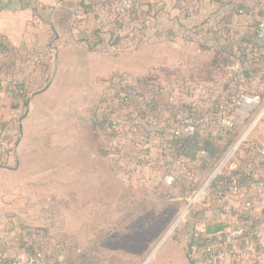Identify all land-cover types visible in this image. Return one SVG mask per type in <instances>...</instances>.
<instances>
[{
  "label": "crops",
  "instance_id": "crops-1",
  "mask_svg": "<svg viewBox=\"0 0 264 264\" xmlns=\"http://www.w3.org/2000/svg\"><path fill=\"white\" fill-rule=\"evenodd\" d=\"M79 1L81 0H2L0 35L6 37L9 43L18 49L30 51L50 49L48 61L50 64H54L53 69H50L53 76L50 86L46 90H41L42 92L39 91L36 95L31 96L25 108L20 107L14 110L10 98L0 96V121L19 125L17 129L20 138L17 143L16 167H0V170L7 175L6 184L4 185V221L6 225L11 226L9 232L7 231L8 237H5L2 242L0 241V249L5 251L8 256H17L23 253L20 246L18 247L13 241V237L16 235V227L14 226L19 225L22 229L38 230L36 228L43 225L46 220L53 223L54 217H45L44 215L46 208L53 213L54 209L60 207V203L64 207L70 208L69 204L74 201V197L69 195L68 189L64 188L61 192L56 193L48 188H41L39 179L46 177V175L50 176L48 174L52 173L56 175L53 162L60 155L65 156L72 153L76 155L77 151H82L77 145L89 144L93 146L96 143L93 135L92 109H87L83 116V112H80L77 107L72 106L69 108L67 106V110L63 111L62 109L61 114H59L57 112L58 106H56L57 98L56 100L52 99V105L48 109L44 108L42 102L38 99L47 98L49 94L56 95L58 92L67 90L68 83H65V80L67 81V76H70L67 72L68 65L73 64L70 72H73V76L78 77L80 70L87 64L89 59L114 58L117 60L121 58L118 56L121 53H114L108 49L92 51L85 41L78 38L76 29L71 27V17H74L73 13L76 12L74 9H77ZM84 1L92 6V9L86 13V27L93 34L98 27V11L102 9L100 5H103L106 0ZM182 1L155 0V4H150L148 0H133L135 4L141 7L139 10L140 15L149 20L146 22V34L150 47V58L154 59V66L157 65V56L160 54L156 49L161 46L163 41L159 37L162 33L181 34L191 28H198L206 20L212 19L216 31L206 36L200 35L196 38L198 42L194 44L186 42L189 54L193 58L198 57V63H205L211 60L215 53V45L211 42L206 43V40L221 36L218 33H223L231 39L238 38V36L242 37L251 34L250 30L252 29L250 26L254 18H257L259 24V16L255 13L246 14L245 10L240 13L242 11L240 7L234 12L233 7L235 4L247 6L254 5L258 1L264 3V0H195L193 4L194 16L188 18L183 13ZM64 3H69L68 7H64ZM54 40L56 42H67L61 47H54L51 44ZM51 66L53 65H50L48 69ZM237 66H239L238 62L235 63L234 68ZM108 73L113 74L114 69L109 70L105 75ZM259 91L264 94V84ZM6 99L9 101H6ZM7 102L9 103L8 113L3 114V108L6 107ZM260 114L263 116L258 123L254 124ZM17 115H21V118L17 119ZM59 120L66 123L65 127L59 126L61 124V121L58 122ZM77 121L84 123L86 135L89 134L90 136L85 137L84 141L77 138L74 125ZM64 129L66 131H63ZM248 130V140L264 146V98L262 105L252 113L251 118L245 122H240L238 137L244 135ZM89 149L91 150L90 154L93 156V148ZM85 154H87L86 150ZM64 158L67 159V157ZM113 172L109 169H103L99 174L93 171V174L95 173L101 181L100 189L91 184L87 186L88 201L85 207H87L89 219L96 223L99 217L101 226H104L105 223L109 225L114 222L120 224L122 217H125V214L129 212L128 210L134 208L138 203L132 195L128 197V190L136 193L142 191L138 187H131L133 189H128L124 185L120 187L118 180H115L117 179L116 174ZM69 173L71 175V172ZM61 193L63 194L60 196ZM114 198L117 201H114ZM114 209L118 210L116 219H113L114 216L112 217ZM121 210H123V213H121ZM137 213L135 212L131 218H125L126 221L121 224V227L131 225L129 230H132ZM262 213L264 220V211ZM201 217L196 226L201 233L206 232L208 227L215 222L214 220H223L226 226L230 222L222 216L219 208L203 213ZM1 221L0 219V224H2ZM129 233L126 232L125 234ZM108 234L103 240L110 239L112 235ZM261 238L264 240V221ZM1 239L2 236H0ZM175 240L177 244L182 246V258L177 263L172 260L170 264H190L186 255L184 240L179 238ZM223 264L232 263L226 260ZM261 264H264V258Z\"/></svg>",
  "mask_w": 264,
  "mask_h": 264
},
{
  "label": "built area",
  "instance_id": "built-area-1",
  "mask_svg": "<svg viewBox=\"0 0 264 264\" xmlns=\"http://www.w3.org/2000/svg\"><path fill=\"white\" fill-rule=\"evenodd\" d=\"M155 4V0H148ZM107 0L104 2L106 3ZM112 6L103 4L98 11V27L100 37L104 44L97 46L98 49L108 48L110 51L131 50L142 46L147 39L146 22L149 20L139 14L133 21V26L123 34L122 28L126 15L133 9V0H115ZM195 0H184L183 13L185 17L193 18ZM258 6L255 14L259 16L258 38L264 39V3L255 2ZM241 11L240 13H243ZM73 27L79 34H86L85 42L95 44L98 39L92 36L86 27L87 15L84 12H74ZM216 31L213 20L208 19L200 27L191 28L182 32L185 42L190 43L200 35L206 36ZM224 40L231 41L223 33H218ZM30 51V50H29ZM6 52L0 48V96L11 97L16 89L18 75H15L14 68L28 73V66L34 63H42L43 58L39 54H28L22 52L23 63L17 67H11L4 62ZM236 76L233 79H243L240 66L234 68ZM24 76V75H22ZM182 84L170 85L165 82L158 94L143 96L139 100L143 107H149L144 118L136 119L127 127L129 138L126 145L132 152L124 159L127 167L123 170L124 176L137 174L142 177L143 183L148 178L146 174L155 172L157 167L163 170L160 186H153L152 193L173 190L182 185V176L194 178L193 183L197 188L185 196H174L176 202L182 203L184 213L181 221L188 224L190 217L195 216L198 211L206 210L211 212L214 208L221 209V214L230 222L225 230L216 236L218 241L201 248L193 246L189 253L192 261L198 264H223L229 260L232 264H261L264 258V240L261 233L257 235L260 248L247 236L249 226L255 214L264 211V146L248 140L249 130L238 137L237 141L225 156L223 161L208 176L199 175L189 168L193 164L182 157L184 145H174V141L181 137L193 138L196 135L217 139L226 138L229 134H238L240 122L251 118L252 113L262 105V99L254 91H242L240 93L228 94L219 86L206 87L195 84L191 87ZM167 98L163 103L161 98ZM263 115L260 114L254 121L258 123ZM122 124L115 122L112 133H120ZM10 130H3L2 136L10 135ZM239 136V134H238ZM3 147L6 144H2ZM242 147L249 148V154L244 163V175L249 182L242 184L239 178L231 177L230 180H219L226 171L234 173L239 167L238 162H233L236 154L242 151ZM179 150L177 153L176 151ZM200 156H207L205 151ZM13 157L8 158V162ZM145 176V178H144ZM151 180V178H148ZM195 231L199 232L195 227ZM223 234L224 239L219 236ZM205 255L207 260L203 262L201 256ZM0 264H49L48 258L42 253H25L17 256H8L0 253Z\"/></svg>",
  "mask_w": 264,
  "mask_h": 264
},
{
  "label": "rangeland",
  "instance_id": "rangeland-1",
  "mask_svg": "<svg viewBox=\"0 0 264 264\" xmlns=\"http://www.w3.org/2000/svg\"><path fill=\"white\" fill-rule=\"evenodd\" d=\"M131 26H133V21L128 18L124 19L123 27L126 28H122L123 34ZM77 36L84 41L86 34L77 33ZM159 37L163 41L161 40V46L156 49L160 53L157 56V65L154 66V59L150 58V47L147 36L146 42L142 46L121 51V54L118 55L121 58L117 60L114 58L89 59L87 64L80 70L78 77L73 76V72H70L72 71L73 64L68 65L67 72L70 76H67V81L65 80V83H68L67 90L58 92L56 95L49 94L47 98H40L38 100L42 102L44 108L48 109L52 105V99L56 100L57 98L59 103L55 102L56 106H58L57 112L59 114H61L60 111L62 109L63 111L67 110V106L69 108L72 106L77 107L80 112H83V116L87 109H92L91 118L93 125L94 121H99L102 117L100 113L103 110L99 108L103 106L99 107V101L104 89L109 86L111 80H113L114 84L122 81L130 82L141 78L137 76H142V78L153 76L161 80L191 78L195 80L198 76V69L201 63H198V57L193 58L189 54L188 44L185 42L186 40L182 37V34L164 32ZM66 42H56L54 40L51 44L54 47H61ZM194 43L192 42V44ZM46 51L50 52V49ZM46 60L48 61V57ZM50 65L53 66L49 68V75L37 78L38 84L44 85V88L53 77L50 69H53L54 64ZM75 69L77 70L76 66ZM111 69H114V73L105 75ZM3 96L10 98L6 95ZM6 101L9 100L6 99ZM8 106L9 103L7 102L6 107L3 108V114L8 113ZM107 111L105 110V113ZM95 114L99 118L95 117ZM18 118L20 119L21 115H17ZM113 119L122 124L120 133H112L108 129L107 136L105 137L103 133L100 131L96 132L93 129V135L96 139V143L93 146L89 144L77 145L82 151H77L76 155L74 153L65 156L63 154L60 155L53 162L54 169L56 170L54 173L56 175L52 173L48 174L50 176L46 175V177L39 179L41 188H48L56 193L66 188L69 195L74 197L73 203L69 204L70 208L64 207L62 203H60V207L54 209L53 213L50 209L46 208L44 215L45 217H54L53 223H50V220H46L43 225L36 228L40 233L39 239H43V242L45 241L43 245L44 252L51 256L48 258L46 255L49 264H170L172 260L177 263L182 258V246L181 244H177L175 239L185 240L187 237L185 232L186 224L181 221L184 206L180 203L177 205L175 200L169 202L150 196L153 186H160L163 176L161 168L157 167L155 172L146 174V176L149 175L148 178H151V180H148L144 176L146 184L145 182L143 183L142 177H138L137 174L131 175L129 179L124 176L123 170L127 165L121 157H125L132 152L131 148L126 145L129 134L128 129L125 127L129 126L136 119V116L132 115L130 117L127 111H122ZM58 122L61 123L60 127H65L66 123L63 120H59ZM74 125L76 127L77 138L83 140L85 137H90L89 134L86 135L85 126L82 121H77ZM12 126L14 140L16 139L18 143L20 140L17 137L19 125L13 123ZM63 131H66V129ZM89 148H93L94 157L90 154L91 150ZM85 150L87 154H85ZM16 153L17 144L14 148L13 157L8 162V166L11 168L16 167ZM64 157H67V159ZM103 169L115 172L117 178L115 180H118L117 182L120 187L124 185L128 189L131 187L142 189V191H138L137 193L128 190V197L132 195L138 203L134 208L128 210L129 212L125 214V217H122L120 224L114 222L109 225L105 223L104 226H101L99 217L96 223L89 219L87 207H85L88 201L87 186L91 184L100 189L101 181H99L95 173L99 174ZM93 171L95 172L94 174ZM69 172H71V175ZM6 178V173L0 170L1 242L5 237H8L7 231L11 228L4 221V185L6 184ZM180 185L178 182V186L173 190L176 196H180ZM120 193L123 194L122 192ZM114 201H117L116 198H114ZM139 208L141 210H138ZM117 212V209L113 210V219L117 218ZM135 212L138 213L134 219L135 222L132 230H129L131 225L125 224L126 226L121 227V224L126 221L125 218H131ZM121 213H123V210H121ZM14 227H16V235L13 237V241L19 247L20 236L24 235L25 232L23 233L22 227L19 225ZM126 232L130 233L125 234ZM107 234L112 236L109 240H103Z\"/></svg>",
  "mask_w": 264,
  "mask_h": 264
},
{
  "label": "trees",
  "instance_id": "trees-1",
  "mask_svg": "<svg viewBox=\"0 0 264 264\" xmlns=\"http://www.w3.org/2000/svg\"><path fill=\"white\" fill-rule=\"evenodd\" d=\"M114 1L115 0H111L107 1L106 3L108 6H112L115 3ZM183 3L184 0L182 1V4ZM68 4L69 3H64V7H68ZM239 7L242 8V11L245 10L246 14H253L258 8L257 5L245 6L243 4H235L233 7L234 12ZM140 8L141 7L138 4L133 2V9L126 15L125 19L128 18L129 20H136L140 14ZM91 9L92 6L90 4H87L84 0H81L78 2L77 9L75 8L74 10L81 11L86 14ZM1 10L2 0H0V11ZM260 15L261 14H259V16ZM73 21L74 18L71 17L72 26ZM258 25L257 18H254L250 26L252 29L250 30L251 34H247L242 37L238 36V38L235 37L229 42L227 41V38L224 40L222 36H217L214 38L212 37L209 40H206V43L211 42L215 45L214 57H212V59L208 62L201 63V66L198 69V76L195 78V80L193 78L183 80H161L153 76H145L143 78L141 77L134 79L130 82L122 81L116 84H114L112 82L113 80H111L109 86L104 89L99 101V107L103 106L102 108H99L100 110H103L100 113L102 114V117L99 119V121H94L95 123H93V129L96 132L100 131L106 137L108 128H112L116 122L113 118L122 111H127L130 117L135 115L141 119L144 118L147 115L148 110H151V108L143 107L139 99L143 96H149L152 93L158 94V89L162 88V85L165 82H168L170 85L184 83V87L187 86V84H189L188 87H190V85L192 87L195 84H203L206 87L219 86L228 94L252 90L263 100L264 94L259 90L264 84V39L258 38ZM92 36L98 39V42L95 44H88V48L90 50L101 51L102 49H108L107 47L102 49L97 48L98 45L104 44V39L100 37V31L98 29L93 32ZM235 36L237 35L235 34ZM191 42L196 43L198 41L192 40ZM0 48L5 50L6 56L4 62L6 65H9L10 68L17 67L24 62L21 56L22 52H26L28 54H39L43 58L42 63H34L33 65L28 66L27 74H24L22 71L14 68L15 75L18 76L16 77V89L12 92L10 97V100L12 101V109L17 110L20 107L25 108L30 96L44 88V85L38 84L37 78L39 76L49 75L48 67L50 66V62L46 60L49 52L46 50L29 51L26 49L15 48L9 43L6 37L1 35ZM120 52L121 51H115L114 53ZM236 62H238L240 66L243 79H233L231 77L236 76L233 71ZM256 83L258 84L255 86ZM161 101L163 103H167V98L162 97ZM105 110H108L107 113H105ZM96 116L98 117V115L95 114V117ZM3 130H10V135L7 134L2 136L1 132ZM12 131L13 126L11 123L0 121V167L8 166V158L13 155L15 145L17 144V140H14ZM237 139V133L229 134L226 138L217 139H212L204 135H196L191 139L187 137L176 139L174 141V145L176 146L180 143L184 145L182 157L189 160L193 164L189 168L191 172L195 171L199 175L208 176L223 161ZM2 144H6V146L3 147ZM241 150L242 151L238 152L233 160V162H238L240 164L237 170H235L234 173L231 171H226L224 175L219 178V180H230L231 177H235L239 178V181L242 184L249 182V178L244 175L243 171L244 163H246L248 159L241 157V152L244 153L243 156L245 157L249 154V148L242 147ZM201 151H205L207 156H200L199 153ZM176 152L178 153L179 150ZM182 178L183 184L180 185L179 194L180 196H185L192 193L197 188V185L193 183L194 178L190 176L185 175L182 176ZM173 195V192L171 193L169 191L163 190L152 193L151 197L172 202L174 201ZM179 203L180 202H177V205H179ZM203 213H207L206 210L198 211L195 216L190 217L188 224H186L185 232L187 237L185 238L184 242L186 255L190 264H198L197 261H192L189 258L191 248L193 246L201 248L218 241V237L216 235L223 232L227 227L223 220H214L215 222L213 221L214 223L208 227L206 232H196L195 227L197 226L199 219L202 218L201 215ZM250 219H252V223L249 226L247 236L258 245V248H260L257 235L261 233V229L263 227V213H257ZM22 231L23 233L25 232V234L20 236L18 243L21 251L25 253H42L45 256L47 255L49 258L50 255L46 254L43 248L45 241L43 242V239H39L40 233L37 230L28 228H24ZM219 237L224 239L223 234H221ZM0 253L7 255L2 249H0ZM201 260L205 262L207 260L206 256L202 255Z\"/></svg>",
  "mask_w": 264,
  "mask_h": 264
},
{
  "label": "water",
  "instance_id": "water-1",
  "mask_svg": "<svg viewBox=\"0 0 264 264\" xmlns=\"http://www.w3.org/2000/svg\"><path fill=\"white\" fill-rule=\"evenodd\" d=\"M50 84H51V82H50L49 85H48L46 88H44L42 91L46 90V89L50 86ZM42 91H41V92H42ZM34 95H36V93H35ZM34 95H33V96H34ZM27 108H28V107H27Z\"/></svg>",
  "mask_w": 264,
  "mask_h": 264
}]
</instances>
